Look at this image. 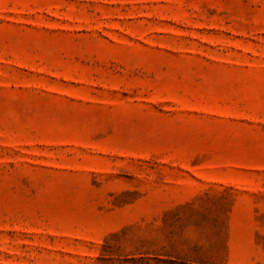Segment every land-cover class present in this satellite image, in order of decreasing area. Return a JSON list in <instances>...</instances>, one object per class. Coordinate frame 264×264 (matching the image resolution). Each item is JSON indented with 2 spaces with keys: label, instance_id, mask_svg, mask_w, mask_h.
I'll list each match as a JSON object with an SVG mask.
<instances>
[{
  "label": "rangeland",
  "instance_id": "1",
  "mask_svg": "<svg viewBox=\"0 0 264 264\" xmlns=\"http://www.w3.org/2000/svg\"><path fill=\"white\" fill-rule=\"evenodd\" d=\"M0 264H264V0H0Z\"/></svg>",
  "mask_w": 264,
  "mask_h": 264
}]
</instances>
